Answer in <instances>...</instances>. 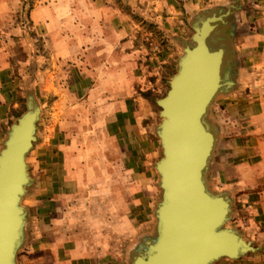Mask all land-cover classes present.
<instances>
[{"label":"crops","instance_id":"1","mask_svg":"<svg viewBox=\"0 0 264 264\" xmlns=\"http://www.w3.org/2000/svg\"><path fill=\"white\" fill-rule=\"evenodd\" d=\"M137 1L158 6L161 0ZM142 10L143 16L148 13L155 16L154 11H158L157 8ZM24 16L25 20L18 21L17 17ZM133 32L127 14L116 0H0V150L11 125L21 116L18 115L19 98L33 93L35 81L40 82L42 91H51L49 69L45 67L49 49L59 66L71 61L68 71L73 82L123 81L129 78ZM37 41L39 47L35 45ZM21 42L24 62L18 61L16 51ZM39 48L40 52L35 53ZM33 65L39 66L40 71H34ZM62 79L65 80L63 76ZM72 87L65 89L64 83L58 89L52 87L56 95H61L53 107L56 119L48 123L26 158L32 184L24 197L27 217L25 241L19 250L25 252L22 264H49V261L52 264H119L116 257L121 244L115 247L109 243V247L104 246L103 254H99V248L88 250L78 227V212L85 197L82 192L91 188L86 186L85 178L91 174L98 179L96 185L90 186L99 195L104 194L102 201L96 199L91 204L105 211L99 219L110 227L104 233L106 239L117 232V241L121 243L125 226L138 225L143 220L144 182L146 174H152L148 164L153 145L147 136L144 100L129 99L124 85H117L103 95L110 96L102 106L108 116L110 149L104 153L105 167L98 162L100 167L94 168L90 158H87L89 162L81 158L75 139L66 129L68 122L59 116L70 109L64 106L63 98L82 95L80 86L74 83ZM260 109L253 106L240 111L239 116L244 115L242 120L238 116L236 124L225 135L227 140H221L217 153L216 145L208 168L210 189L225 193L231 199L234 212L231 221L236 224L231 228L237 229L252 245L254 241L264 243V127L261 123L264 114L258 113ZM257 249L255 253L262 248ZM127 255L124 254L126 262ZM16 262L19 264L17 256ZM257 263L256 258L244 256L236 260L220 259L213 264Z\"/></svg>","mask_w":264,"mask_h":264},{"label":"water","instance_id":"2","mask_svg":"<svg viewBox=\"0 0 264 264\" xmlns=\"http://www.w3.org/2000/svg\"><path fill=\"white\" fill-rule=\"evenodd\" d=\"M239 7L198 17L183 43L176 73L164 97L156 101L161 157L154 169L160 200L152 235H142L129 249L130 264H213L257 252L235 228L231 199L210 189L208 168L219 131L208 122L214 99L234 85L230 78L233 36L229 24ZM223 28L229 36L217 34ZM237 76V75H235ZM26 111L10 127L0 150V264H17L25 241L26 209L22 200L31 186L26 157L36 141L41 109L29 99Z\"/></svg>","mask_w":264,"mask_h":264},{"label":"rangeland","instance_id":"3","mask_svg":"<svg viewBox=\"0 0 264 264\" xmlns=\"http://www.w3.org/2000/svg\"><path fill=\"white\" fill-rule=\"evenodd\" d=\"M116 2L122 7L123 13L127 14L128 24L134 30L131 34L134 36V44L129 49V78L123 81L87 79L82 82H73L69 78L70 72L68 71L71 61L59 66L56 64V59L52 58V52L49 49L46 55L47 60L45 63L47 64H45V67L49 69L51 91H42L40 82L35 81L33 93L19 98L18 115H22L26 111V104L29 99H32L40 109H43V113L40 114L37 123L36 141L33 143V147L27 155L28 157L33 151L34 145L37 144L38 136L42 135L49 122H53L56 119L53 107L61 95H56L54 92L57 91H52V87L58 89V85L62 87L64 83L65 89L71 90L74 83L76 86H80L81 97L69 96L62 99L64 106L66 105L70 109L59 114V116L68 122L69 127L66 129L69 130V133L75 139L81 158H86V161L87 158H90L89 161L93 167L99 168L100 162L105 167L104 153L110 149L107 139L108 116L106 115L107 112L102 108L104 106L103 101L109 100L110 96L103 97V95H107L110 89L117 85L118 87L124 85V88L128 90L129 99L142 98L144 100L145 108H143L146 118H148L146 119L147 136L153 145L152 157L148 164L152 174H146L144 182L143 220L139 221L138 225L129 223L125 226L122 231L123 241L121 243L117 241L119 240V235L114 232V227L112 237H107L106 239L104 233L110 227L109 225H104L99 219L100 216H104L105 211L104 209H97L91 204L96 199L102 201L104 194L99 195L96 192L98 190L90 186L94 183L96 185V180L98 179L91 176L92 174L85 178L86 186L88 187L89 185L91 188H87L85 193L82 192L85 197L82 199L78 212L80 215L78 227L81 228L83 243H86L88 250L99 248V254H103L104 246L110 245L109 243H113L115 247L116 244H121L122 248L118 250L119 255L116 258L119 264H130L135 251H130L129 248L142 235L149 236L154 232L155 208L160 200L159 177L154 169L155 163L161 157L159 139L156 136V127L161 119L158 115L160 109L156 105V101L165 96L168 90V82L176 73L177 61L182 55L183 43L189 42L193 34L192 23L203 15H208L212 12H224L231 4L239 7L233 11L234 17L229 21V24L236 21L238 25L233 36H229L227 29L220 28L217 30V34H225L230 37L233 45L231 61L236 62V65L231 64L230 68V78L234 85L229 88L225 95H218L214 99L207 115V122L212 125L211 127L214 130L218 129L219 131L218 138L220 142L217 144L215 151L217 153L219 147H221V140H227L225 135L236 124L240 111L244 110L245 112V110H249L253 106H260L261 109L258 113L264 114V0H161L158 2V6L151 5V2L137 0H116ZM21 5L20 3L19 6ZM30 5L31 2L26 8L28 9ZM142 8L145 12L154 8H157L158 11H154L155 16H151L150 13L143 16ZM22 13L26 14L25 11ZM17 18L18 21H22L26 17ZM27 35L30 37V34ZM31 38L35 40L34 36H31ZM35 45L39 47V42L37 41ZM23 46L24 44L22 43L16 48L17 56L19 57L18 61L21 62L25 61ZM36 51L40 52V48L34 50L35 53ZM97 51L100 52L101 50ZM79 56L81 55H77L78 58ZM18 67L20 66L18 65ZM112 67H116V65ZM58 68L59 70H57ZM32 69L36 72L40 71L38 70L40 69L39 66L36 68L33 65ZM62 70L66 72L62 73ZM33 76L35 77V74ZM62 76L65 80H60ZM69 85H71V88L68 87ZM243 116V114L239 116L240 120H242ZM245 116L248 119L249 114ZM261 123L262 127H264V120ZM108 167L112 166L108 165ZM130 197L131 193L129 194V199ZM22 206H25L24 198ZM131 214L130 208L129 215L131 216ZM227 226L235 227L236 224L231 221ZM246 237V239L249 238L248 236ZM253 243L254 246H252L254 248L260 247L262 249L258 253H250L246 256L256 258L257 264H264V243L260 244V242L255 241ZM126 253L128 254L127 258H125L127 262L124 261V254ZM24 254L23 250L19 251L17 255L19 264L23 263L22 257ZM46 260L49 261L48 258ZM49 264L52 263L49 261Z\"/></svg>","mask_w":264,"mask_h":264}]
</instances>
